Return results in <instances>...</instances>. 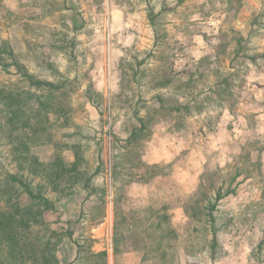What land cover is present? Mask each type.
I'll return each instance as SVG.
<instances>
[{
  "label": "rangeland",
  "instance_id": "obj_1",
  "mask_svg": "<svg viewBox=\"0 0 264 264\" xmlns=\"http://www.w3.org/2000/svg\"><path fill=\"white\" fill-rule=\"evenodd\" d=\"M74 26L80 28L74 32ZM0 39L35 78L68 80L56 91H64L59 100L67 105L50 118L51 143L36 154L69 164L79 159L85 174L97 170L92 193L80 189L84 175L60 182L66 194L46 188L57 210L43 217L62 233L59 264H125L121 250L132 247L148 251L142 264H264V0H0ZM7 70L0 67V83L21 87L14 68ZM226 75L230 87L223 92L217 83ZM159 89L172 93L168 107L195 95L197 114L207 117L191 119V131L188 118L179 117L157 135V119L181 115L152 107ZM221 109L226 127L220 141L218 129L209 137L200 126L208 118L214 124ZM141 115L145 130L127 141ZM174 124L192 137L181 144L162 139ZM152 149L161 156L170 152L167 159L183 156L148 165L144 157ZM208 151L202 184L183 199L186 216L175 212L177 199L156 211L138 209L135 197L144 190L128 184L140 186L147 175L177 162L194 164L197 153ZM228 186L233 191L219 200L210 222L206 206ZM110 209L118 248L113 260L96 254L111 242V226L98 224ZM181 229L186 232L180 235Z\"/></svg>",
  "mask_w": 264,
  "mask_h": 264
},
{
  "label": "trees",
  "instance_id": "obj_2",
  "mask_svg": "<svg viewBox=\"0 0 264 264\" xmlns=\"http://www.w3.org/2000/svg\"><path fill=\"white\" fill-rule=\"evenodd\" d=\"M79 28L74 26L72 31ZM11 66L23 85L0 83V264H59L55 250L62 233L49 228L43 217L44 212L57 210L46 188L66 194L67 186L60 182L67 176L84 175L80 189L92 193L89 182L97 170L85 174L78 169L79 159L69 164L61 156L52 159L36 154L34 150L38 147L51 143L50 118L60 115L67 105L59 100V95L65 96L64 91L58 94L56 91L68 80L63 78L57 83L35 78L17 62L7 41L0 39V67L7 72ZM228 78L226 75L217 83L223 91L230 87ZM86 97L91 104L94 102L89 90ZM238 175L239 172L235 173L231 179ZM232 191L230 186L225 191L218 188L214 201L206 206L210 222L214 221L212 212L219 200ZM216 241L213 234L212 244ZM77 245L79 249L82 247L78 242ZM96 254L105 255V252Z\"/></svg>",
  "mask_w": 264,
  "mask_h": 264
},
{
  "label": "crops",
  "instance_id": "obj_3",
  "mask_svg": "<svg viewBox=\"0 0 264 264\" xmlns=\"http://www.w3.org/2000/svg\"><path fill=\"white\" fill-rule=\"evenodd\" d=\"M223 90V89H222ZM168 91V90H165ZM227 91V90H226ZM214 90L211 91V93H213ZM225 92V91H223ZM170 95L172 94L171 92H168ZM167 92H164L163 89H159L156 91V94L152 97V107L155 109H159V110H173L174 112H177L180 116L178 117H174L173 119H163V118H159L157 119L155 122L157 123V128H156V132L157 135L158 133L160 134V131L163 129V126L165 127V125L169 122V123H175L176 119H178L179 117L182 118L184 117L185 119L188 118L189 121V125H188V130H192V126L191 125V119H198V118H204L205 116L207 117V114L199 112V114H197L196 112V107L197 104L199 102H197V99L195 97V95H192V98H189V100L187 102H178L176 104V106H171L168 107L167 106V102H166V97L169 95ZM215 95H218L216 93H214ZM220 96L222 97V94H220ZM227 98V97H226ZM203 105V104H201ZM202 107V106H201ZM186 110V112H185ZM189 110H192V113L189 112ZM183 111V112H182ZM224 109H221V113L219 114V119H216L214 121V124H212V122H209V118L207 121H204V123L200 126L201 130L203 131L204 134H208V136L210 137L213 133V130L216 129L215 134H217V129L219 130L218 135H220L219 139L221 141V137H223V132H224V128L226 127V125L223 124V112ZM205 114V115H204ZM188 115V116H186ZM192 116V118H191ZM225 117V116H224ZM142 115L140 116V119H137V124L135 126H131V128H129V132H128V136H127V141L131 140L133 136H135L137 133H139L140 131H144L146 126H145V119H142ZM206 119V118H205ZM229 122V120H228ZM162 125V126H161ZM173 128H169V130H164L166 132L163 131V133H165L162 136V139H167L168 141H180V144L182 142V140H186L189 137H192V132L187 131V129L182 128H178L176 127V125L174 124V126H172ZM234 129H232L233 131ZM207 137V136H204ZM202 142H205V139L202 138L201 140ZM207 142V140H206ZM210 144V142H207ZM178 146V148H184L182 147V145ZM156 150V151H155ZM166 153L170 152H165L164 156H161V153L159 151V149H152L149 150L146 153V157H144V161H147V164H151V165H156L161 167V164L164 165H169L174 163L177 160V156H180V158L183 156L181 153L179 154H173L172 156H168V159L166 158ZM212 153L213 151H208V154L203 155V156H199V154L197 153L194 156V164L191 161V159L184 161V163H178L174 164V166H172V168H169V170L164 169L163 171H159V172H153L150 175H147L144 179V182H142L139 186L138 183L136 182H131L130 184H128L126 187L128 189H134L136 190V188H141L140 190H144L142 191L141 194H137L135 197V201H138V209L140 210H154L155 207V211L158 210V207L160 206V203H165L167 200L169 199H177L178 201H176V205L178 206L177 209H175V212L179 215V216H186L185 215V211H184V205L187 204L186 200H183L184 198H187L186 195L190 194V191L193 188H196L199 184H202L199 180V178L202 176V174L205 172V167L202 166L203 162H207L208 164L210 163V158L212 157ZM171 157V158H170ZM191 157V156H190ZM189 157V158H190ZM200 157V159H199ZM163 158H166L165 160ZM174 159V160H173ZM199 160H203L202 162H199ZM197 160V161H196ZM145 161V162H146ZM176 163V162H175ZM191 163H192V167H191ZM148 164V165H149ZM94 172V170L92 171V173ZM97 173V172H96ZM240 181L242 180V178H239ZM180 204V205H179ZM112 208V207H111ZM176 208V207H175ZM110 213L107 214V217L104 221H101L98 224H101L103 222L102 225H110L112 228V235H111V242L109 247L101 250L103 252H105L106 256L108 258H110V260H113L116 256V252H117V245H116V238H114V234H116L115 231V222H116V217L115 214L113 212V209H110ZM129 214V210H127V212L125 213V219L126 222L128 223L130 220V214ZM128 216V217H127ZM183 216V217H184ZM146 218H142V220H145ZM134 224V222L132 221V224L129 226H132ZM100 227V226H99ZM98 227V228H99ZM103 227V226H102ZM116 227V226H115ZM184 232H186V230L181 229L180 235ZM114 232V233H113ZM122 232V231H121ZM120 233V232H119ZM179 233V232H177ZM185 235V234H184ZM113 236V237H112ZM188 237L191 236L190 232L188 231ZM97 252L99 250H96ZM121 252H123V261L125 264H142L144 256L146 255V253L148 252L145 249H141V248H131L129 249H122ZM115 255V256H114ZM139 256H140V260H139ZM128 260V261H127Z\"/></svg>",
  "mask_w": 264,
  "mask_h": 264
}]
</instances>
